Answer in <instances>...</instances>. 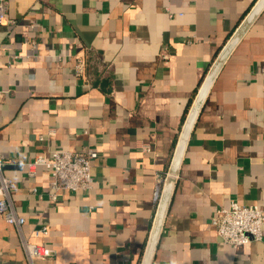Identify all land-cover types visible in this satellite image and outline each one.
I'll use <instances>...</instances> for the list:
<instances>
[{
  "label": "crops",
  "instance_id": "1",
  "mask_svg": "<svg viewBox=\"0 0 264 264\" xmlns=\"http://www.w3.org/2000/svg\"><path fill=\"white\" fill-rule=\"evenodd\" d=\"M6 1L0 163L24 235L57 251L37 264H141L190 108L259 0ZM263 76L264 9L199 114L152 264H264V229L235 248L214 225L232 202L264 206ZM88 149L89 192L54 200L49 171L28 173L40 154ZM0 264H29L1 215Z\"/></svg>",
  "mask_w": 264,
  "mask_h": 264
},
{
  "label": "built area",
  "instance_id": "2",
  "mask_svg": "<svg viewBox=\"0 0 264 264\" xmlns=\"http://www.w3.org/2000/svg\"><path fill=\"white\" fill-rule=\"evenodd\" d=\"M7 22H12L8 15V3L6 0H0V26ZM83 71L82 63L78 66L77 73L81 74ZM97 159L98 153L94 149H88L82 153L53 150L38 155L33 161L27 162L26 166L30 176H35L40 167L49 171L51 174L50 197L55 200L64 192H89L94 184L92 166ZM3 165L0 163V215L7 224L18 229L29 264L54 259L57 256L55 249L44 243L30 241L24 235L23 228L27 220L17 212L12 202L13 183L4 175L1 167ZM214 225L222 241L235 248L253 241H261L264 229V206H245L232 202L228 208L218 211ZM47 231L46 226L37 227L32 237L42 238Z\"/></svg>",
  "mask_w": 264,
  "mask_h": 264
},
{
  "label": "water",
  "instance_id": "3",
  "mask_svg": "<svg viewBox=\"0 0 264 264\" xmlns=\"http://www.w3.org/2000/svg\"><path fill=\"white\" fill-rule=\"evenodd\" d=\"M264 9V0H259V2L255 5V7L250 11V13L245 17L239 28L235 31V33L231 36L228 40L226 45L223 47L221 52L219 53L218 57L216 58L215 62L213 63L211 69L209 70L206 78L204 79L195 100L190 108V111L187 115L185 123L183 125L180 137L178 139L174 155L172 158L171 166L169 169V174L165 180V184L160 196L154 224L149 236V240L145 249V253L142 259L141 264H152L153 259L155 256V252L159 243V239L161 236L162 228L164 225V221L173 198V194L176 188V183L180 171V167L185 155V151L191 136V133L195 127L199 114L207 100V97L210 93V90L218 77L221 69L223 68L224 64L226 63L228 57L233 52L235 47L241 41L243 36L249 30L251 25L254 23L256 18ZM209 83L208 90L206 95L201 98V92L205 85ZM191 116L193 117L192 124L190 127L188 126L189 122L191 121ZM188 126V127H187ZM185 132H188L185 137ZM153 243V244H152Z\"/></svg>",
  "mask_w": 264,
  "mask_h": 264
},
{
  "label": "bare ground",
  "instance_id": "4",
  "mask_svg": "<svg viewBox=\"0 0 264 264\" xmlns=\"http://www.w3.org/2000/svg\"><path fill=\"white\" fill-rule=\"evenodd\" d=\"M208 87H209V83H207L206 85H205V87L203 88V90H202V92H201V98H203L205 95H206V92H207V90H208ZM191 121L189 122V124H188V126L190 127V125L192 124V121H193V117L191 116ZM187 126V127H188ZM188 132H185V137H186V134H187ZM153 244V243H152Z\"/></svg>",
  "mask_w": 264,
  "mask_h": 264
},
{
  "label": "rangeland",
  "instance_id": "5",
  "mask_svg": "<svg viewBox=\"0 0 264 264\" xmlns=\"http://www.w3.org/2000/svg\"><path fill=\"white\" fill-rule=\"evenodd\" d=\"M163 190V189H162Z\"/></svg>",
  "mask_w": 264,
  "mask_h": 264
}]
</instances>
